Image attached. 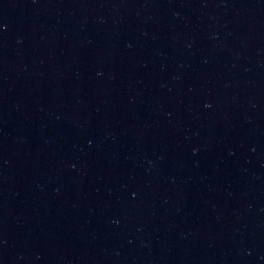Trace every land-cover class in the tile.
<instances>
[{
    "label": "water",
    "instance_id": "95a60500",
    "mask_svg": "<svg viewBox=\"0 0 264 264\" xmlns=\"http://www.w3.org/2000/svg\"><path fill=\"white\" fill-rule=\"evenodd\" d=\"M0 264H264V0H0Z\"/></svg>",
    "mask_w": 264,
    "mask_h": 264
}]
</instances>
